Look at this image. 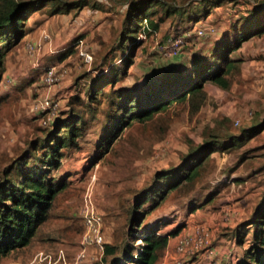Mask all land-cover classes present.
I'll return each mask as SVG.
<instances>
[{
  "label": "rangeland",
  "instance_id": "374dc122",
  "mask_svg": "<svg viewBox=\"0 0 264 264\" xmlns=\"http://www.w3.org/2000/svg\"><path fill=\"white\" fill-rule=\"evenodd\" d=\"M129 1L84 0L88 5L68 12L55 11L46 4L30 12L24 36L5 49V71L0 82V179L25 152L31 154L32 144L45 136L57 118L79 112L87 122V130L80 147L68 149L62 159L60 171L69 175L71 184L58 197L51 219L29 246L15 250L0 264H51L49 259L41 260L40 252L51 254L53 264H63L57 260L62 248L72 262L84 231L81 206L90 187L104 214L106 240L119 241L127 230L129 208L136 195L152 183L156 172L179 165L189 151L204 145L212 135L225 147L212 152L194 183H183L170 191L146 221L163 215L170 216L175 224L196 217L193 231L206 227L213 247L226 238L222 245L231 249L230 238L241 234L243 244L237 240L235 246L243 253L252 242L254 226L245 224L264 210V126L251 128L257 122L264 123V34L252 36L234 51L233 56L244 59L241 72L233 76L229 89L207 83V99L197 111L189 103H176L151 120H135L117 131L111 116L117 107L112 106L110 96L89 103L86 90L95 69L116 66L119 78L114 87L107 85L113 94L146 82L181 56L189 57L192 50H211L216 38L245 22L242 18L249 16L254 4L264 0L225 1L195 22L179 23L173 13L161 23L159 32L141 36L134 63L125 68L121 58L129 46L122 45L121 35L128 27L125 19ZM162 1L149 10L156 20L166 9L195 4V0ZM178 29L180 36L198 29L207 30V34L194 38L198 41L196 47L186 44L182 45L184 51L181 47L169 49L166 40ZM82 45L94 56L90 64L79 53ZM167 50L170 51L165 54ZM53 65L63 78L48 88L41 83V74ZM108 74H113V70ZM45 98L53 101L52 109L41 108L40 102ZM246 128L249 129L244 131ZM229 134L241 136V144L232 145ZM207 197L211 200L206 201ZM192 204L204 206L187 216ZM176 246L177 242L175 251H166L161 261L177 264L184 260L186 256L177 254ZM89 252L92 264H97L103 252L95 245ZM190 260L184 264L215 263L201 253Z\"/></svg>",
  "mask_w": 264,
  "mask_h": 264
},
{
  "label": "trees",
  "instance_id": "16d2710c",
  "mask_svg": "<svg viewBox=\"0 0 264 264\" xmlns=\"http://www.w3.org/2000/svg\"><path fill=\"white\" fill-rule=\"evenodd\" d=\"M225 1L233 0H195V4H187L189 8L175 6L160 12L156 20L152 18L154 12L149 10L155 4H162V0H130L125 19L128 27L121 35V43L126 48L129 46V51L122 56V65L126 68L134 63L135 48L143 40L141 36L159 32L161 23L173 13L179 17V23L185 20L195 22L200 15L208 16L214 7ZM46 4H51L59 12L88 5L84 0H0V82L5 71V49L24 36L30 12ZM258 4H254L249 16L242 18L245 22L216 38L211 50L194 48L196 50H192L189 57L181 56L158 75L149 76L146 82L135 83L125 91L115 90L112 94L107 89V85L114 87L119 78L116 66L95 69V76L86 90L89 103L99 102L109 95L112 106L117 107L115 114L111 115L116 121L117 131L135 120H151L176 103H189L194 110H199L207 99V83L229 89L233 76L241 72L244 59L233 56L234 51L252 36L264 34V18L260 19V16L264 17V2ZM177 31L171 36L182 34L179 29ZM186 44L196 47L198 41L187 38ZM161 53L164 55L163 51ZM112 70L113 74H108ZM256 125L251 128L263 127L264 123L257 122ZM86 130L87 122L79 112L73 111L67 117L57 118L45 136L32 144L31 154L25 152L14 166L5 170V177L0 179V261L15 250L29 246L40 228L51 219L58 197L71 184L69 175L60 171L62 159L68 149L80 147ZM228 137L232 139V145L238 146L242 142L241 136L229 134ZM224 147V143L212 135L204 145L189 151L179 165L156 172L152 183L136 195L128 210L125 235L116 242L106 240L102 258L97 264H159L170 239L180 235L188 223L179 221L172 224L170 216H156L146 221L147 217L165 201L170 191L183 183H194L202 175L204 164L212 152ZM209 200L211 198L207 197L206 201ZM203 206L190 205L187 216ZM246 225L254 226L252 242L241 253L235 246L237 240L243 244L244 239L239 238L241 234L230 238L231 253L222 264H264V210Z\"/></svg>",
  "mask_w": 264,
  "mask_h": 264
},
{
  "label": "built area",
  "instance_id": "2783aa9c",
  "mask_svg": "<svg viewBox=\"0 0 264 264\" xmlns=\"http://www.w3.org/2000/svg\"><path fill=\"white\" fill-rule=\"evenodd\" d=\"M193 33V34H192ZM207 30L198 29L195 32H189L183 36H171L166 40L169 44V49L176 48V50L182 48L184 41L188 39L199 38L205 36ZM50 37L49 35L47 36ZM164 44V45H167ZM34 51V50H33ZM170 50H167L165 54H168ZM175 51V50H174ZM79 53L87 64H90L94 56L89 49L82 47L79 49ZM63 78V73L53 65L44 68L41 74V83L46 87L50 88L58 84ZM40 106L43 110H49L54 107L53 101L49 98L40 102ZM81 216L84 223V231L82 233L80 247L75 254L72 262L67 260V254L64 249H60L57 254V260L63 261V264H92V256L89 252L90 248L95 245L98 250L103 252L104 243L106 242V235L104 233V214L101 212L99 207L96 205L93 197V191L90 188L85 193L83 203L81 206ZM211 234L206 227H201L197 231L181 233L178 236L176 252L186 256L184 260H179L177 264H184L188 259L199 255L200 253L208 258L214 259L217 257L218 251L211 243ZM39 256L41 260L49 259L50 263L53 264V256L51 254H44L40 252ZM188 258V259H187ZM159 264H168L167 259H163Z\"/></svg>",
  "mask_w": 264,
  "mask_h": 264
},
{
  "label": "crops",
  "instance_id": "0c3cea01",
  "mask_svg": "<svg viewBox=\"0 0 264 264\" xmlns=\"http://www.w3.org/2000/svg\"><path fill=\"white\" fill-rule=\"evenodd\" d=\"M199 217V216H198ZM199 219H202V218H200L199 217ZM195 220H196V217H191L187 222H188V224H187V226L182 230V232H186V231H188V232H191V231H193L194 230V227H195ZM177 239H178V236H175V237H173V238H171L170 239V242H169V245H168V249H167V251H169L170 250V252L172 253V252H174L175 251V245H176V242H177ZM224 242H226V238H221L220 240H219V243H221V245L219 244V245H217V246H215L216 248H217V251H218V258L216 259V260H213V261H215V263L214 264H217V263H221L222 264V262H223V260L225 261V259L226 258H228L229 257V255H230V251H231V249H230V247L229 246H224V245H222V243H224ZM63 249V248H62ZM65 250V249H64ZM65 252H66V254H68V252L65 250ZM195 257H197V256H194V258ZM188 259V258H187ZM190 259H188V261H189ZM191 261V260H190Z\"/></svg>",
  "mask_w": 264,
  "mask_h": 264
},
{
  "label": "clouds",
  "instance_id": "9594fccd",
  "mask_svg": "<svg viewBox=\"0 0 264 264\" xmlns=\"http://www.w3.org/2000/svg\"><path fill=\"white\" fill-rule=\"evenodd\" d=\"M179 236V235H178ZM200 255V254H199ZM202 255V254H201ZM203 256V255H202ZM218 258V256L217 257H215L213 260H216ZM192 259V258H191Z\"/></svg>",
  "mask_w": 264,
  "mask_h": 264
}]
</instances>
